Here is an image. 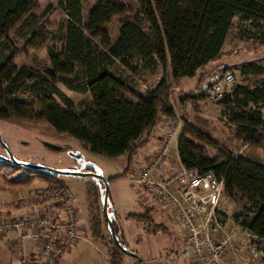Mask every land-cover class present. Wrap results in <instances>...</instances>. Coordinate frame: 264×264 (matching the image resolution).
<instances>
[{
    "label": "trees",
    "instance_id": "trees-1",
    "mask_svg": "<svg viewBox=\"0 0 264 264\" xmlns=\"http://www.w3.org/2000/svg\"><path fill=\"white\" fill-rule=\"evenodd\" d=\"M59 3L67 18L63 49L48 51L49 68L43 63L32 68L15 65L16 49L8 37L20 27L26 48L44 44V36L32 28L36 0H0V119L45 122L103 158L127 154L125 170L105 178L108 184L125 177L134 155L155 137L163 119L176 120L167 75L175 81L195 77L203 66L220 58L234 25L241 36L251 35L264 44V0H138L140 10L133 17L126 15L120 0H96L87 15L82 0ZM115 17L122 21L117 36L111 37L110 23ZM78 62L83 69L81 78L73 76ZM159 67L163 77L151 89H143ZM236 69L242 81L256 79L251 85L238 82L223 94L218 102L224 107L220 120L236 139L264 151V62H245ZM71 76L75 78L70 80ZM57 79L88 94L90 103L74 104L57 87ZM211 88L200 81L180 101L208 99ZM212 124L199 114L182 121L177 139L179 161L195 175L212 173L222 180L227 198L240 195L245 199L232 219L258 238L264 263V165L213 141L207 133ZM206 147L216 150L217 156L208 157ZM86 172L98 173L92 165ZM32 176L28 181L9 182L24 186L36 178L44 183L40 194L50 184L70 194L59 174L41 168ZM104 189L101 180L85 184L87 231L92 240L102 239L103 225L108 227L102 211ZM110 200L108 193V204ZM108 216L120 245L132 251L122 240L114 217ZM130 217L139 220L142 215ZM108 233V264H125L126 254Z\"/></svg>",
    "mask_w": 264,
    "mask_h": 264
},
{
    "label": "rangeland",
    "instance_id": "rangeland-1",
    "mask_svg": "<svg viewBox=\"0 0 264 264\" xmlns=\"http://www.w3.org/2000/svg\"><path fill=\"white\" fill-rule=\"evenodd\" d=\"M120 1L127 8V16L133 17L139 13L140 5L138 0ZM95 2L96 0H82L85 15L88 14ZM34 11L35 19L32 21V28L36 30L37 33L44 36V44L37 49L26 48L25 41L20 39V27L10 33L8 40L16 49L14 62L17 67L27 66L34 68L43 63L49 68L48 51L52 50L55 53L61 52L66 41L65 26L67 18L59 0H36ZM121 21L122 20L117 17L112 19L110 23L111 37L117 36ZM238 30V26L236 25L231 28L220 58L203 66L195 77L175 81L171 79L170 75H167L168 81L173 89L171 102L175 109L176 120L170 122L163 119L157 129L155 137L151 139L150 142L161 143L168 131L175 130L174 137L170 141L167 150V159L172 168L178 166L179 156L177 151V139L180 132V125L184 120L190 121L194 114H199L212 121L213 124L207 129V133L213 141L228 147L237 155L250 157L264 165V151L258 148L253 149L244 144L241 140L236 139L234 134L228 130L220 120V115L224 112V107L220 103L211 102L207 98L203 100L188 99L182 102L180 101L183 94L192 91L197 87L200 81L207 83L209 87H219L224 94L228 92L233 85L242 81L240 77L236 75V68L240 64L250 61L264 62V45L257 39L251 38V35L245 34V37L241 36ZM245 38L247 39L245 40ZM102 62L106 64L104 57ZM82 72L83 69L80 62H78L73 76L81 78L83 76ZM73 76L70 77V80L75 78ZM229 76L231 77L230 79L228 78ZM162 77V68L159 67L151 75L143 89H151ZM209 78H212L213 81ZM255 79L256 78L250 77L242 82L251 85ZM56 85L74 104L87 105L90 103L88 94H82L70 89L59 79H57ZM57 102L60 103L58 100ZM0 137L5 145V149H8L15 159L27 164L42 165L55 170L68 172H86V168L92 165L95 167L96 171L101 172L104 178L121 174L127 165V154L118 156L115 159L103 158L91 154L79 141L73 139L69 135L56 132L47 123L42 121L0 119ZM141 139L139 141H141ZM43 141H49L59 145L62 147V150H51L43 145ZM148 147L150 146L148 145L138 149L133 157L131 169L128 170L125 175L126 178H129L133 174L137 177L140 169L146 163V160H149L153 155L151 153L150 156L144 160L143 153L148 151ZM3 149L4 148L0 146V155L4 156L5 151ZM154 149L151 148L149 150L155 151ZM206 150V155L208 157H215L218 154L216 150L212 148L206 147ZM76 156H80L81 158L77 159ZM169 165H167V168H169ZM130 172L132 174L129 176ZM0 174L3 176L0 177V222L25 218L24 213L29 209V207L26 206V201L40 195L42 192L41 187H44V183L35 178V180L24 186L12 185L11 182H9L10 179L28 181L29 177L34 175V171L18 166H0ZM60 179L74 198L80 234V238L71 245L69 249L70 253H68L69 255L67 254L66 258H64L60 264H108L107 249L110 240L108 233L109 228L103 225L102 239L100 240H92L87 231L88 217L84 200L85 184L87 182L98 183V180L92 176L83 177L75 175H60ZM133 186L134 185L126 179H117L111 187L109 186L111 193L113 194L117 191L119 198H121L120 202L122 203V208L120 209V213L122 215L120 219L123 218L122 224L125 226L124 232L122 233V240L126 243L128 248L132 251H138L145 242V240H141L138 243L132 241L136 232L141 233L140 228L136 227L135 221L130 220L131 225H126L124 222L123 214L128 213L132 208L136 209L137 212H142V218L139 217L141 221L138 220V222L141 225V229L145 228L143 231L147 230L149 233L153 232V234L159 231L165 232L162 227L165 226L169 229L167 231V236H172L175 239L172 244H176L179 246V249H181L183 247V233L178 230L179 228L176 224L171 225L166 219L167 215H169L168 208L158 205L155 206L156 209H153L152 206L149 207L148 198L153 197L151 195L152 192L146 189L144 193L141 192L139 188H133ZM136 195L139 197L140 201L145 203L144 207L138 206L141 208H135L125 203L124 200L126 198H134ZM245 202V199L240 195H237L234 199H229L225 195L221 196L218 207V217L223 223L225 232L230 234L231 238L232 234L238 233L240 229L236 226L237 224L235 222L229 219H232L233 214L242 210ZM140 203H137V205ZM21 204H24V206L21 207ZM49 209H54V207L50 206ZM107 212L113 216V206L110 202L107 205ZM161 214H163V216L159 222L160 217L158 218L157 215L159 216ZM116 218L119 219V217ZM134 227L137 229H133ZM8 233H0V264H17L20 249L11 253L6 246L1 245L6 242V234ZM167 236L162 237L167 238ZM243 240L248 243L247 236H244L242 241ZM172 244L170 245L171 248ZM170 250L171 249H169V251ZM124 259L125 264L136 263L133 261L132 257L128 255H125ZM185 259L187 260V258ZM157 261L160 264H175L172 260L164 259V255L161 259L154 262ZM175 261L177 262V260ZM177 263L184 264L180 260H178Z\"/></svg>",
    "mask_w": 264,
    "mask_h": 264
},
{
    "label": "built area",
    "instance_id": "built-area-1",
    "mask_svg": "<svg viewBox=\"0 0 264 264\" xmlns=\"http://www.w3.org/2000/svg\"><path fill=\"white\" fill-rule=\"evenodd\" d=\"M223 92L213 86L208 100L220 102ZM175 130L166 134L156 153L140 169L133 183L149 189L158 202L176 218L185 238L182 254L189 264H264L258 249V238L246 231L248 243L244 252L249 261L231 256L228 248L231 235L225 232L218 217L222 180L212 173L195 175L181 165L165 175L167 150ZM27 207H42L34 216L0 222V233L14 232L22 247L17 264H57L80 238L79 221L74 199L60 186L50 184L43 194L26 201ZM21 207L24 204L20 205ZM54 209H49V207Z\"/></svg>",
    "mask_w": 264,
    "mask_h": 264
},
{
    "label": "crops",
    "instance_id": "crops-1",
    "mask_svg": "<svg viewBox=\"0 0 264 264\" xmlns=\"http://www.w3.org/2000/svg\"><path fill=\"white\" fill-rule=\"evenodd\" d=\"M150 141H148V143L145 145V146H148L149 145L150 147H148V151L147 152H144L143 153L144 160L148 156H150L151 153L154 155L156 153V151L158 150L159 145H160V142H157V143L153 142V143H151ZM151 148H153V149L155 148L154 149L155 151L149 150ZM121 156H124V154L121 155ZM115 158H112V159H115ZM147 161L148 160H146V162ZM169 163H170L169 161H167V163H166V166H165V175L170 174L172 171L175 170V168H172V166L170 167ZM167 165H169V168H167ZM130 175L131 174H129V176ZM114 176H116V175H114ZM109 177H113V176H109ZM134 177L135 176L133 174L129 178L123 177V178H118V179H126L127 181L131 182L132 185H134L133 188H139V190L141 192H144L146 190L145 187H142V186H139V185L133 183L132 179ZM115 180H117V179H115ZM115 180H113L112 182L109 183V186L110 187L115 183ZM109 194H110V199H111L110 200V204L113 206V212H112V214H113L114 220H115L116 224L118 225L120 232L123 233L124 232V229H125V226L122 224L123 218L120 219V216L122 215L120 213V209L122 208V206H121L122 203L120 202L121 201V198H119V194H118L117 191H115L112 194L111 191L109 190ZM124 201H125V203H127L129 205H132V207L134 206L135 208H141V207H138V206H142V207L145 206L144 205L145 203L142 202V201H140V199H139V197H137V195H136V197L134 196V198H130V199L126 198ZM148 201H149V205L148 206L149 207L152 206L153 209H156V207H155L156 205L162 206L158 202V200H156L155 197L148 198ZM140 202H142V203H140ZM137 203H140V204L137 205ZM41 208H42L41 206L40 207L29 208L26 211V213H24V215L26 217L34 216L35 214H37V212L39 210H41ZM165 208H167V207H165ZM168 211H169L168 212L169 215H167V218L166 219L168 220V222L171 225L172 224H174V225L176 224L178 226L177 221H176V218L174 217L173 213L169 209H168ZM131 214H138V215L141 216L142 215V212H137L136 209H132L131 208V210L128 213L123 214V217H124V222H125L126 225L127 224L128 225H131L130 220H132V221H135L136 222L135 223L136 227L137 228H140V230H141V233H139V232H136L135 233V236H134V238H132V241L138 243L141 240H145L144 244L141 246V248H139L138 251H133V252H135L137 255H139L142 258V260L144 261V264H160L158 261L157 262H154V261H156L158 259H161L163 257V255H164V259L172 260V262H174L175 264H178L177 263L178 260H180L184 264H189L188 263V259L186 260L185 259L186 257L182 254L183 249H184V246H185V238H184V235H183V247L181 249H179V246H177L176 244H172V242L175 239L172 236L171 237H168L167 236V231L169 230L167 227L164 230L165 232H163V231L160 232L159 231L158 233H155V234H153V232H150L149 233V231H147V230L143 231V229H145V228L141 229V225L138 222V220H136L133 217L127 218V215H131ZM162 216H163V214H161L159 216L157 215L158 218L160 217L159 218V222H160V219H161ZM116 217H119V219L116 218ZM229 220L230 221H233V219H231V218ZM236 226H238V228L240 230H239L238 233H233L232 234L231 243H230V246L228 248V252L231 254V256H233V255L238 256L241 260H243L244 262H247L248 263V261H249V259H248L249 258V255L246 254L243 251L244 250V247H245V244H246V241L245 242H244V240L242 241L243 237L246 236V230H243L238 224ZM136 227H134L133 229H137ZM6 236H7L6 242L2 243L1 245L6 246V248L9 249L11 251V253H14V252L18 251V249H20V247H22V244L20 243V240L18 239V237H17V235L15 233H8V234H6ZM162 236H167V238H165V237L163 238ZM148 238H150V239H148ZM153 243H154V245H153ZM171 244H172V248L170 246ZM169 249H171V250L169 251ZM69 251L70 250H68V252L62 258L59 259V261H58L57 264H60V262L64 258H66L67 254L70 253ZM174 259L177 260V262ZM257 264H259V263L257 262Z\"/></svg>",
    "mask_w": 264,
    "mask_h": 264
},
{
    "label": "water",
    "instance_id": "water-1",
    "mask_svg": "<svg viewBox=\"0 0 264 264\" xmlns=\"http://www.w3.org/2000/svg\"><path fill=\"white\" fill-rule=\"evenodd\" d=\"M44 146H46L47 148L51 149V150H54V151H61L62 150V147L59 146V145H56L54 143H51L49 141H43L42 142ZM7 153L9 154V157L4 159L5 161L7 162H11L17 166L19 165H22V166H25L26 168H29L30 170H38V169H48L49 171L51 172H54L56 174H59V175H75V176H92L98 180H101L104 182V186H105V189H104V195H103V205H102V211H103V214L105 216V219L107 220V223H108V228L110 230V235L114 241V243L121 247V249L123 250V252L132 257L133 259L136 260V262L138 264H144V261L142 260V258L137 255L135 252H132V251H129V250H126L124 249L120 243H119V240L117 239L116 237V234H115V231H114V227H113V224L108 216V213H107V205H108V193H109V184L108 182H106V179L104 178V176L101 174V172H98V173H95V172H68V171H60V170H55V169H52V168H49V167H45V166H42V165H33V164H27V163H24V162H19L17 161L13 156L12 154L9 152V150L7 149L6 150ZM77 159H80L81 157L80 156H76Z\"/></svg>",
    "mask_w": 264,
    "mask_h": 264
},
{
    "label": "flooded vegetation",
    "instance_id": "flooded-vegetation-1",
    "mask_svg": "<svg viewBox=\"0 0 264 264\" xmlns=\"http://www.w3.org/2000/svg\"><path fill=\"white\" fill-rule=\"evenodd\" d=\"M0 146L3 147L4 151H5V155H0V163L4 164V165H10V166H17L11 162H7L5 161L4 159L8 158L9 157V154L7 153L6 149H5V145L3 144L2 140H1V137H0ZM13 156V155H12ZM14 157V156H13ZM15 158V157H14ZM17 160V159H16ZM18 161V160H17ZM20 162V161H19ZM18 167H22V168H25V169H28L30 170L29 168H26L25 166H22V165H19ZM32 171V170H31ZM35 171V170H33Z\"/></svg>",
    "mask_w": 264,
    "mask_h": 264
}]
</instances>
